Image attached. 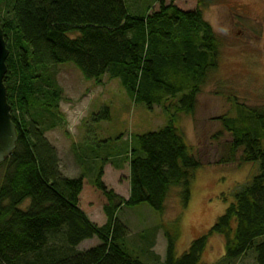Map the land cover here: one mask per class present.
Here are the masks:
<instances>
[{
    "label": "trees",
    "instance_id": "1",
    "mask_svg": "<svg viewBox=\"0 0 264 264\" xmlns=\"http://www.w3.org/2000/svg\"><path fill=\"white\" fill-rule=\"evenodd\" d=\"M129 1L0 0L10 52L4 84L19 137L13 155L0 165V264H146L126 247L121 210L148 205L164 214L174 188L183 208L190 203L201 162L188 150L177 114L196 113L198 96L219 69L221 40L204 19L205 7L158 0L139 12ZM68 64L97 83L105 75L119 79L136 104L175 108L164 128L136 138L129 199L109 190L100 177L93 182L106 200L102 227L82 206L85 178L63 176L57 150L32 118L36 108L39 115L58 111L60 94L50 69ZM238 111L236 118H218L233 138L223 145L220 161L237 163L242 151L239 161L259 165L260 172L235 195L210 234L223 238L224 260L254 250L257 264H264V110ZM95 238L96 247L76 250ZM207 245L208 236L199 238L178 258L176 238L167 233L164 264H203Z\"/></svg>",
    "mask_w": 264,
    "mask_h": 264
},
{
    "label": "rangeland",
    "instance_id": "2",
    "mask_svg": "<svg viewBox=\"0 0 264 264\" xmlns=\"http://www.w3.org/2000/svg\"><path fill=\"white\" fill-rule=\"evenodd\" d=\"M157 2L130 0L128 5L140 12ZM179 2L181 7L186 4L205 7L204 19L221 40L219 69L211 74L208 85L198 96L196 113L177 114V127L201 167L195 172L187 208H183L179 189L174 188L164 214H157L148 205L121 210L118 218L128 228L126 247L146 264H164L167 233L176 238L178 258L189 250L192 242L208 236L203 264H257L254 250L235 261L224 260L223 238L210 233L235 202V195L260 172L259 165L239 161L243 160L242 151L237 155V163L226 165L220 161L225 153L223 145L230 144L233 138L218 118H236L243 106L264 110V0ZM50 73L60 94L58 111L53 116L47 112L39 115L40 109L36 108L37 114L32 118L38 120L45 137L57 150L63 176L85 178L82 206L90 221L102 227L107 222L103 212L106 200L93 182L100 177L109 190L129 199L131 149L136 138L164 128L175 108L170 106V112H166L164 107L169 104L152 109L136 104L119 79L105 75L97 83L86 79L72 64L54 67ZM3 172L0 168V183ZM99 243L97 238L88 240L76 250L84 252Z\"/></svg>",
    "mask_w": 264,
    "mask_h": 264
},
{
    "label": "water",
    "instance_id": "3",
    "mask_svg": "<svg viewBox=\"0 0 264 264\" xmlns=\"http://www.w3.org/2000/svg\"><path fill=\"white\" fill-rule=\"evenodd\" d=\"M9 54L0 25V165L13 155L19 140L17 127L12 120V108L8 103L7 88L4 84V78L8 73Z\"/></svg>",
    "mask_w": 264,
    "mask_h": 264
},
{
    "label": "crops",
    "instance_id": "4",
    "mask_svg": "<svg viewBox=\"0 0 264 264\" xmlns=\"http://www.w3.org/2000/svg\"><path fill=\"white\" fill-rule=\"evenodd\" d=\"M87 214V213H86ZM87 216H88V214H87ZM90 220H91V218L90 217H88Z\"/></svg>",
    "mask_w": 264,
    "mask_h": 264
}]
</instances>
